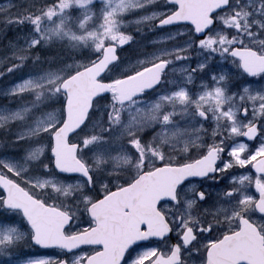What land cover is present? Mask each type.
Here are the masks:
<instances>
[{
	"label": "snow or ice",
	"instance_id": "6c2138e0",
	"mask_svg": "<svg viewBox=\"0 0 264 264\" xmlns=\"http://www.w3.org/2000/svg\"><path fill=\"white\" fill-rule=\"evenodd\" d=\"M0 264H264V0H0Z\"/></svg>",
	"mask_w": 264,
	"mask_h": 264
},
{
	"label": "rangeland",
	"instance_id": "374dc122",
	"mask_svg": "<svg viewBox=\"0 0 264 264\" xmlns=\"http://www.w3.org/2000/svg\"><path fill=\"white\" fill-rule=\"evenodd\" d=\"M35 254H37V255H54L55 252H48V253L42 254V252H38V251L36 250Z\"/></svg>",
	"mask_w": 264,
	"mask_h": 264
}]
</instances>
